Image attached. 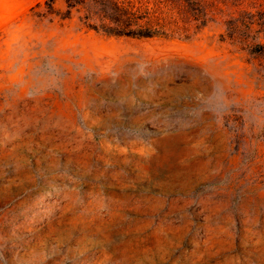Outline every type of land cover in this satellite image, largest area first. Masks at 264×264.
I'll list each match as a JSON object with an SVG mask.
<instances>
[{"label": "rangeland", "instance_id": "374dc122", "mask_svg": "<svg viewBox=\"0 0 264 264\" xmlns=\"http://www.w3.org/2000/svg\"><path fill=\"white\" fill-rule=\"evenodd\" d=\"M83 16L0 0V264H264V59Z\"/></svg>", "mask_w": 264, "mask_h": 264}, {"label": "trees", "instance_id": "16d2710c", "mask_svg": "<svg viewBox=\"0 0 264 264\" xmlns=\"http://www.w3.org/2000/svg\"><path fill=\"white\" fill-rule=\"evenodd\" d=\"M55 0H47L52 9ZM109 37L191 41L211 25L220 40L264 59V0H64Z\"/></svg>", "mask_w": 264, "mask_h": 264}]
</instances>
